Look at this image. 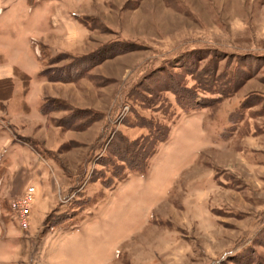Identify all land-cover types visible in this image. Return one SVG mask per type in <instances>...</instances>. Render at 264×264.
<instances>
[{
  "label": "rangeland",
  "instance_id": "374dc122",
  "mask_svg": "<svg viewBox=\"0 0 264 264\" xmlns=\"http://www.w3.org/2000/svg\"><path fill=\"white\" fill-rule=\"evenodd\" d=\"M41 3L0 1V215L26 264H264V0Z\"/></svg>",
  "mask_w": 264,
  "mask_h": 264
},
{
  "label": "crops",
  "instance_id": "0c3cea01",
  "mask_svg": "<svg viewBox=\"0 0 264 264\" xmlns=\"http://www.w3.org/2000/svg\"><path fill=\"white\" fill-rule=\"evenodd\" d=\"M8 2L10 0H0ZM15 1V0H12ZM24 1V0H23ZM41 1L43 0H27V4L29 6H33L34 2H37L38 4H42ZM42 6V5H41ZM3 61V57H0V62ZM1 133V131H0ZM3 137H0V158L3 153V149L5 146V143L3 145ZM7 142V138L5 139ZM3 178H0V203L2 201V194H3ZM2 207V204H0V208ZM20 238V235L17 231H13L10 229L9 225L4 224L3 225V219L0 215V264H26L25 258L26 253H29L30 250L28 248H25L24 245L17 243L16 241ZM14 241V243H11L10 241ZM11 243V244H10ZM34 258L38 263H41V255L37 251H34Z\"/></svg>",
  "mask_w": 264,
  "mask_h": 264
},
{
  "label": "trees",
  "instance_id": "16d2710c",
  "mask_svg": "<svg viewBox=\"0 0 264 264\" xmlns=\"http://www.w3.org/2000/svg\"><path fill=\"white\" fill-rule=\"evenodd\" d=\"M144 127L149 129L152 134H154L155 139L158 140L157 131H153L152 125L144 124ZM165 139L166 137L159 141H164ZM120 142L123 145L117 148L118 150L115 156L123 162L129 170L143 173L146 167V160L152 155L153 149L148 150V146L145 145L146 142L144 143L140 140L128 141L123 138Z\"/></svg>",
  "mask_w": 264,
  "mask_h": 264
},
{
  "label": "built area",
  "instance_id": "2783aa9c",
  "mask_svg": "<svg viewBox=\"0 0 264 264\" xmlns=\"http://www.w3.org/2000/svg\"><path fill=\"white\" fill-rule=\"evenodd\" d=\"M34 195L35 188L29 187L23 197L17 198L9 204L11 216L21 230H26L30 226Z\"/></svg>",
  "mask_w": 264,
  "mask_h": 264
}]
</instances>
